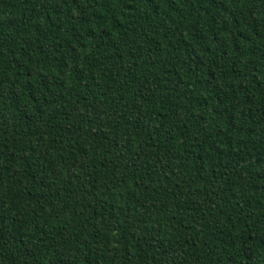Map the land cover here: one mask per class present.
Wrapping results in <instances>:
<instances>
[{
    "label": "trees",
    "instance_id": "1",
    "mask_svg": "<svg viewBox=\"0 0 264 264\" xmlns=\"http://www.w3.org/2000/svg\"><path fill=\"white\" fill-rule=\"evenodd\" d=\"M0 264H264V0H0Z\"/></svg>",
    "mask_w": 264,
    "mask_h": 264
}]
</instances>
